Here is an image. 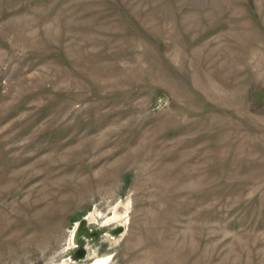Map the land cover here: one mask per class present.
Listing matches in <instances>:
<instances>
[{"label": "rangeland", "instance_id": "374dc122", "mask_svg": "<svg viewBox=\"0 0 264 264\" xmlns=\"http://www.w3.org/2000/svg\"><path fill=\"white\" fill-rule=\"evenodd\" d=\"M0 264H264V0H0Z\"/></svg>", "mask_w": 264, "mask_h": 264}, {"label": "water", "instance_id": "95a60500", "mask_svg": "<svg viewBox=\"0 0 264 264\" xmlns=\"http://www.w3.org/2000/svg\"><path fill=\"white\" fill-rule=\"evenodd\" d=\"M76 227L78 228L77 230L79 231V233H82L84 236L87 233H90V234L88 235L89 237L88 236L85 237L81 243H77L78 248L76 250V253L74 255H72V259H74V260L82 259L85 256L86 250L84 248V243L87 239L96 237L98 234H101V231H99V230H94V231L88 230L89 228L87 226L86 218H81V220H79L77 222ZM111 230L108 231V233L110 235H111Z\"/></svg>", "mask_w": 264, "mask_h": 264}, {"label": "bare ground", "instance_id": "6f19581e", "mask_svg": "<svg viewBox=\"0 0 264 264\" xmlns=\"http://www.w3.org/2000/svg\"><path fill=\"white\" fill-rule=\"evenodd\" d=\"M122 229V227H119V229L118 230H121ZM90 233H87V234H85V237H87L88 235H89ZM82 237V235H80L79 234V231L78 230H76V231H74V234H73V240H74V242L77 244V243H81L82 241H83V239H81V241H80V238ZM89 237V236H88ZM79 239V240H76V239ZM80 241V242H79Z\"/></svg>", "mask_w": 264, "mask_h": 264}, {"label": "flooded vegetation", "instance_id": "af4514ba", "mask_svg": "<svg viewBox=\"0 0 264 264\" xmlns=\"http://www.w3.org/2000/svg\"><path fill=\"white\" fill-rule=\"evenodd\" d=\"M84 237H85V236L83 235V236L80 238V241H81V239H83ZM76 240H79V239L77 238ZM80 241H79V242H80Z\"/></svg>", "mask_w": 264, "mask_h": 264}]
</instances>
